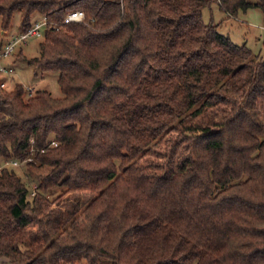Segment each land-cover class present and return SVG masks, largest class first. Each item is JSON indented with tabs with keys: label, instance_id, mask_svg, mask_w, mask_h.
<instances>
[{
	"label": "trees",
	"instance_id": "obj_1",
	"mask_svg": "<svg viewBox=\"0 0 264 264\" xmlns=\"http://www.w3.org/2000/svg\"><path fill=\"white\" fill-rule=\"evenodd\" d=\"M212 1L264 24V0H0L3 30L46 18L28 63L62 94L0 87V164L35 182L0 167L1 264H264V40Z\"/></svg>",
	"mask_w": 264,
	"mask_h": 264
},
{
	"label": "rangeland",
	"instance_id": "obj_2",
	"mask_svg": "<svg viewBox=\"0 0 264 264\" xmlns=\"http://www.w3.org/2000/svg\"><path fill=\"white\" fill-rule=\"evenodd\" d=\"M20 18L19 11H14L10 20V26L6 30H3L1 28L0 17V46L12 33L19 31ZM202 19L205 22L212 21L218 23L217 30L228 35L233 42L238 44L245 43L254 53L261 54L263 52L264 24L262 12L258 7H249L244 11L239 10L235 16H228L216 1H212L202 8ZM41 40L42 35L30 36L11 54L1 59L3 64L11 66L13 69L10 75L4 77L6 88H12L15 83H21L26 89L29 87H33L35 90L45 89L52 96L58 97L62 94L57 82V72L52 70L41 71L35 65L28 63V59L39 54V43ZM3 112L4 110L0 108V116L3 115ZM1 163L3 162L1 161ZM7 166L14 167L24 183L31 187L32 190L35 182L29 181V177L26 176L24 162H20L14 166L7 164ZM47 170L48 167L42 166L34 169V173L42 174ZM57 192L58 190L55 193ZM1 262L0 257V264Z\"/></svg>",
	"mask_w": 264,
	"mask_h": 264
},
{
	"label": "built area",
	"instance_id": "obj_3",
	"mask_svg": "<svg viewBox=\"0 0 264 264\" xmlns=\"http://www.w3.org/2000/svg\"><path fill=\"white\" fill-rule=\"evenodd\" d=\"M83 16L84 14L81 9L70 10L64 14L62 22L69 23L72 21H80L83 19ZM45 25H46V18L44 16H41L40 18L36 19L26 30L12 33L8 37V39L0 46V87L6 86V81L4 77H7L13 71L12 67L3 64L1 59L11 54L22 42H25L28 37L42 35ZM28 89L31 90V87H29ZM51 144H56V143L55 141H51ZM20 162L21 161L17 159L3 160V163L0 164V167L7 166V164H11L12 166H14ZM33 193H34V186L32 187L31 190V194Z\"/></svg>",
	"mask_w": 264,
	"mask_h": 264
},
{
	"label": "crops",
	"instance_id": "obj_4",
	"mask_svg": "<svg viewBox=\"0 0 264 264\" xmlns=\"http://www.w3.org/2000/svg\"><path fill=\"white\" fill-rule=\"evenodd\" d=\"M1 260H3L2 257H1Z\"/></svg>",
	"mask_w": 264,
	"mask_h": 264
}]
</instances>
